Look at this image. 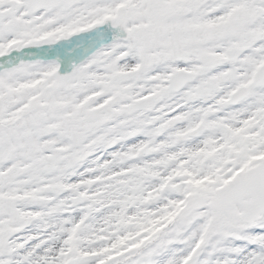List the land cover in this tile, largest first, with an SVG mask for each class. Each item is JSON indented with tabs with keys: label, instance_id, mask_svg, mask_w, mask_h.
I'll use <instances>...</instances> for the list:
<instances>
[{
	"label": "snow or ice",
	"instance_id": "snow-or-ice-1",
	"mask_svg": "<svg viewBox=\"0 0 264 264\" xmlns=\"http://www.w3.org/2000/svg\"><path fill=\"white\" fill-rule=\"evenodd\" d=\"M0 264H264V0H0Z\"/></svg>",
	"mask_w": 264,
	"mask_h": 264
}]
</instances>
